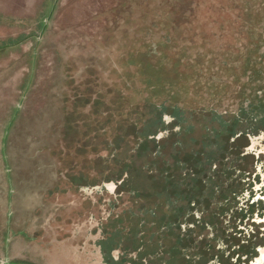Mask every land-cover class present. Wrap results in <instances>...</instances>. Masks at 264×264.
<instances>
[{
	"label": "rangeland",
	"instance_id": "rangeland-1",
	"mask_svg": "<svg viewBox=\"0 0 264 264\" xmlns=\"http://www.w3.org/2000/svg\"><path fill=\"white\" fill-rule=\"evenodd\" d=\"M262 51L264 0H0V261L251 264Z\"/></svg>",
	"mask_w": 264,
	"mask_h": 264
},
{
	"label": "flooded vegetation",
	"instance_id": "flooded-vegetation-1",
	"mask_svg": "<svg viewBox=\"0 0 264 264\" xmlns=\"http://www.w3.org/2000/svg\"><path fill=\"white\" fill-rule=\"evenodd\" d=\"M262 55L264 56V51H262ZM252 56V55H251ZM254 57L252 58V57H250L249 59L247 58L246 59V63H247V70L245 71V76H246V81L247 82H249L250 81V83H247V82H245L246 84H249V86H250V90H249V93H251L252 95H253V97L255 96V95H257L256 93L258 92V91H260V95H258V96H260V97H258L259 98V100L257 101V103L255 102V98H252V99H249V101L247 102H243L244 104H242V110H247V109H250L249 108V106H251V105H254V108L255 109H261V108H264V92H263V90H262V88H264V87H260V89H257V92L255 93V91H256V89H255V87L253 86V85H255L256 84V82L255 81H251L250 79H253L257 74L258 75H260V70L258 69L260 66L258 65V64H260V63H262L263 61H259V59H258V54H256V55H253ZM259 56L261 57V55L259 54ZM245 63V64H246ZM258 67V68H257ZM244 83V84H245ZM251 83L253 84V85H251ZM257 85V84H256ZM258 85H259V83H258ZM253 86V87H252ZM242 87V86H241ZM252 87V88H251ZM172 106H177V105H172ZM177 107H179V106H177ZM252 110V109H251ZM172 118H173V116H171ZM234 121H239V119H238V115L236 114V119L234 120ZM221 122V125H223V126H227V124H226V122L224 121H220ZM260 133H262V134H260ZM250 135H251V133H249L248 135H247V137L248 138H250ZM260 136V138H263L264 139V129H261L257 134H253L252 136H254V137H256V136ZM239 137V136H238ZM252 144H254L253 143V141H252ZM248 145H249V140H248ZM248 145H245L244 147H243V156H245L247 159L250 157L252 160H253V163H255V161H256V164L258 163V161H257V159L259 158V154H264V147L261 149V150H258L257 152H253L252 151V148H251V146L250 147H248L246 150H248V151H244L245 149V147H247ZM257 166V165H256ZM256 202V200H254V201H252L251 203L252 204H254ZM254 222L256 221V220H253ZM256 237V234L255 233H250L249 234V238L246 240V242H247V244H245L244 242L243 243H241L240 244V246H239V248L240 249H243V248H249V246H250V248H252L256 253L252 256L254 259H252V262H251V264H256L257 263V261H259V260H262V259H264V245L263 246H260V245H258V244H255V242H254V238ZM102 241H107V239L103 236L102 238H100L99 240H98V246H99V248H100V257H101V259H102V263L103 264H121L120 263V261H119V259H118V256L116 257L115 255H114V250H110V252H109V255H110V257H111V260H110V258H108V255H107V253H106V251L105 250H103V248H102V245H101V243L100 242H102ZM100 243V244H99ZM15 245V243L13 242V246ZM259 251V254H257V252ZM124 253H122V255H123ZM92 257H94V255H92ZM123 257V256H122ZM15 261H6V263L7 264H13ZM0 264H4V261H0Z\"/></svg>",
	"mask_w": 264,
	"mask_h": 264
},
{
	"label": "trees",
	"instance_id": "trees-1",
	"mask_svg": "<svg viewBox=\"0 0 264 264\" xmlns=\"http://www.w3.org/2000/svg\"><path fill=\"white\" fill-rule=\"evenodd\" d=\"M161 107L163 108V109H169V110H171L172 112H175V111H177V110H179L178 108L179 107H177V106H172L171 107V105H170V107L169 106H162L161 105ZM13 264H33V263H31V262H27V261H23V260H16Z\"/></svg>",
	"mask_w": 264,
	"mask_h": 264
}]
</instances>
